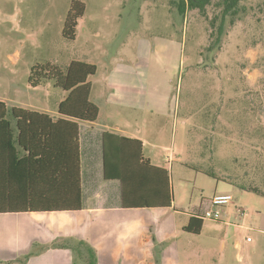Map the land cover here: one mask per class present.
<instances>
[{"label":"rangeland","instance_id":"rangeland-1","mask_svg":"<svg viewBox=\"0 0 264 264\" xmlns=\"http://www.w3.org/2000/svg\"><path fill=\"white\" fill-rule=\"evenodd\" d=\"M74 1L85 13L76 38L68 40L63 29ZM240 7L245 10L233 26L228 18L226 35L215 45L220 21L212 28L198 10L183 17L173 0H0V100L54 114L67 93L52 82L33 88L32 68L96 65L89 78L91 101L100 109L95 126L143 140L145 155L169 172L179 221L199 215L229 187L207 173L246 175L257 183L264 164L255 149L264 127V0H242ZM208 13L212 19L219 10ZM165 40L172 44L159 58ZM147 85H172L171 110L162 114L148 103ZM228 189L232 204L246 211L235 222L247 229L228 228L224 251L225 214L206 220L202 234L176 241L179 264H264V196Z\"/></svg>","mask_w":264,"mask_h":264},{"label":"trees","instance_id":"trees-1","mask_svg":"<svg viewBox=\"0 0 264 264\" xmlns=\"http://www.w3.org/2000/svg\"><path fill=\"white\" fill-rule=\"evenodd\" d=\"M241 1L173 0V4L183 17L188 11L198 10L212 28L220 21L218 45L226 35L228 18L233 26L235 17L245 10L240 7ZM210 8L219 10L212 19ZM84 13V4L74 1L65 20L64 38H76L78 20ZM97 70L96 65L82 61L71 62L65 72L50 65L32 68L28 82L33 88L52 82L67 93L56 118L41 111L9 108L0 100V214L82 210L80 123L94 124L99 118L100 109L91 101L89 82ZM261 128L263 136L255 149L264 156V127ZM103 149L104 177L121 183L123 208L173 206L169 172L145 157L142 141L106 131ZM259 166L261 177L257 183L246 175L239 180L236 175L219 178L211 172L207 174L242 191L264 196V164L260 162ZM205 221L192 215L184 231L200 235Z\"/></svg>","mask_w":264,"mask_h":264},{"label":"crops","instance_id":"crops-1","mask_svg":"<svg viewBox=\"0 0 264 264\" xmlns=\"http://www.w3.org/2000/svg\"><path fill=\"white\" fill-rule=\"evenodd\" d=\"M168 41L161 44L159 58H164L169 51L172 42ZM173 46L181 51L179 43L173 41ZM171 90L172 85H147L146 99L164 114L168 108L171 110L168 105ZM50 115L56 118L58 110ZM106 131L110 130L98 129L95 123H80L82 210L0 214V264H179L176 241L183 234H190L184 228L192 214H186V219L179 221L174 202L170 208H123L121 183L107 181L104 177L103 136ZM125 137L138 139L145 147L140 138ZM145 157L153 165L165 168L152 157ZM228 188L215 194L232 195ZM208 204L211 206L210 199ZM227 208L221 222L224 251L228 248V228L247 229L235 222L244 220L237 212L241 207L232 204ZM16 215L17 220H11ZM71 240L77 245L71 246ZM234 247L239 248V243Z\"/></svg>","mask_w":264,"mask_h":264},{"label":"built area","instance_id":"built-area-1","mask_svg":"<svg viewBox=\"0 0 264 264\" xmlns=\"http://www.w3.org/2000/svg\"><path fill=\"white\" fill-rule=\"evenodd\" d=\"M233 200L234 197L231 194H215L210 199L211 208L204 213H200L199 216L204 220L220 221L225 209L232 204ZM237 212L242 217L246 216V211L242 208H238Z\"/></svg>","mask_w":264,"mask_h":264}]
</instances>
